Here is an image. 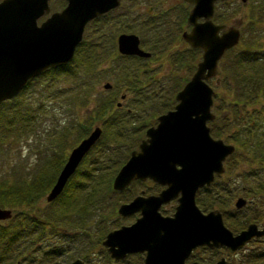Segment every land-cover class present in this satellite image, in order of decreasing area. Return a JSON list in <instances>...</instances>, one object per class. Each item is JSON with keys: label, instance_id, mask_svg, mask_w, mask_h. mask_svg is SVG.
Masks as SVG:
<instances>
[{"label": "rangeland", "instance_id": "374dc122", "mask_svg": "<svg viewBox=\"0 0 264 264\" xmlns=\"http://www.w3.org/2000/svg\"><path fill=\"white\" fill-rule=\"evenodd\" d=\"M217 4L215 3L216 7ZM64 5L65 0H50L48 14L50 11L60 10ZM248 6L249 0H225L218 7L221 15L219 18L212 17V20L214 23L238 28L240 43L247 25L244 16L249 13ZM189 7L181 0H120L116 8L85 25L82 39L76 46L71 61L64 65V70L54 74L53 83L43 78L45 88L43 86L34 91L21 89L15 95L18 100L7 99L8 102L0 105V181L17 184L34 176L47 179L52 176L54 179L60 168L55 159L58 161L62 154L66 156L70 152L72 141L77 136L88 134L93 126L101 128L102 134L98 144L90 147L89 150L93 152H88L86 163L93 159L99 161L101 158L102 163L98 165L100 168L94 171V175L103 178L92 202L86 203L84 210L78 213L76 207L83 203L78 194L83 190L75 189L78 181H82L77 178V173L74 172L68 180L75 198L68 202L69 207L65 210H62L63 201L67 202L65 194L59 193L56 200L47 202L45 195L51 184L42 187L43 194L35 203L36 207L30 211L24 208L31 215L42 218L40 221L43 224L37 222L38 231L30 236L31 239L25 231L19 230V219H13L18 216L15 211L10 213L13 215L11 220H1L0 264H69L75 259L80 260L81 264H142L143 253H130L116 260L118 262H106L108 253L100 241L109 230L127 225L138 216V212L120 216L115 209L120 203L130 200L139 189L147 194L146 180H134L121 191L109 189V186L120 164L144 138V131L156 124L158 115L172 109L175 93L186 83L200 60L201 51L191 48L180 36L182 31L189 29L186 23ZM48 14L40 17L38 22ZM121 33L137 35L139 47L150 55L125 57L119 54L116 50V37ZM260 41L264 45V38ZM225 52L217 62L216 75L207 80L214 91L212 101L220 102L221 107L225 104L226 88L222 82ZM216 77L219 80L217 83ZM79 80L84 87L80 96L83 99L88 96L90 102L77 109L79 122H75V110L72 112V108L67 105L62 107L60 101L65 98L54 94L60 89L66 90L73 85L72 82ZM106 82L111 84L109 88H103ZM69 92L67 90V94L63 95L68 96ZM107 99L111 100L109 110L101 112L95 108L91 113L86 111L88 105L95 107V104L106 103ZM63 109L65 112L62 113ZM211 111L216 113L213 108ZM213 118L207 120L206 125L210 136L216 139L220 138L218 132L222 122L218 116L216 120ZM113 151L120 159L117 165L113 158L106 157ZM234 155L237 157L227 156L223 161V171L214 176V181L209 186L199 188L195 194L197 207L202 212L219 210L223 224L233 233L244 229L248 224L258 225V221H251V217H261V213L259 215L254 212L251 202L247 206L235 208V196H232L225 203L230 194L221 190L219 183L229 178V186L232 187L236 182L240 186L244 180L231 176L232 173L240 175L239 171H244L241 166L247 171L251 168L249 160L244 156H239L237 151ZM80 162L77 166L81 169L79 171H85V167H82L85 160L83 164ZM89 168L91 167L88 166L87 169ZM258 180L255 177L252 180L249 178L252 183ZM84 182L87 183V180ZM156 188L153 193L159 191L161 186L156 184ZM101 195L105 196L103 200ZM260 202L258 199L254 203L260 205ZM14 203L16 205L18 202ZM175 204L176 201L171 199L160 206L159 212L171 215ZM0 207L9 209L8 204H1ZM262 218L264 219V210ZM258 245L260 241H249L236 251L225 247L194 248L185 263L212 264L223 256L226 264H247L249 249H255ZM85 251H88L87 260L81 257ZM254 264H261V260L256 259Z\"/></svg>", "mask_w": 264, "mask_h": 264}, {"label": "water", "instance_id": "95a60500", "mask_svg": "<svg viewBox=\"0 0 264 264\" xmlns=\"http://www.w3.org/2000/svg\"><path fill=\"white\" fill-rule=\"evenodd\" d=\"M50 0H0V102L15 96L32 78L44 70L64 66L73 57L90 20L116 8L120 0H65L58 11L49 12ZM190 5L186 15L188 30L181 39L201 51L200 60L175 93L172 109L156 117V124L144 131L136 149L119 166L111 188L121 191L134 180H150L161 186L154 194L134 195L120 203L116 212L138 216L127 225L109 230L101 241L110 258L122 259L130 253H143L142 264H186L198 246L241 249L251 238L264 234V227L248 224L231 232L222 221L221 212H202L195 194L207 187L223 171V161L234 146L212 138L207 120L211 112L213 90L207 80L217 72L223 53L234 47L240 37L238 28L214 23V5L225 0H181ZM245 2V0H241ZM48 14L43 20L38 19ZM134 33L116 37V49L123 55L148 57L138 45ZM108 82L103 88H109ZM101 129L96 126L67 154L54 183L45 195L48 202L62 190L83 156L96 142ZM176 201L171 215L159 212L161 205ZM245 204L241 196L233 205ZM10 209L0 207V221L10 217ZM69 264H81L75 259ZM136 264V263H132ZM212 264H226L220 256Z\"/></svg>", "mask_w": 264, "mask_h": 264}, {"label": "trees", "instance_id": "16d2710c", "mask_svg": "<svg viewBox=\"0 0 264 264\" xmlns=\"http://www.w3.org/2000/svg\"><path fill=\"white\" fill-rule=\"evenodd\" d=\"M217 3L218 6L216 7L215 5L214 7L213 18H215L216 16L217 18H219L221 12L220 10H218V7L222 6L225 1ZM248 7L249 13L244 16L247 25L245 29V34L243 31L241 42L232 47L231 49L227 50L224 54L226 55V60L223 66L222 82L224 84V88H226V90L224 91L226 106H224L225 104H223V106L221 107L220 102L212 101L211 108H213L216 112H213V114L215 115L213 120H216L218 116L219 120H221L222 122L220 127L218 126L220 128L218 136L225 142L231 143L234 146V150L228 156V158L234 156L237 157V155H234L235 151H237L238 155L244 156L247 160H249V164L251 165L250 170L247 171L244 166H241L244 171L242 172L240 170V175H236L233 173L231 175L241 177L240 180H244L242 181V185H237L238 182L235 181L236 183L234 185L236 186H229V184L231 183L229 178L219 183L221 190L230 194L228 196V199H226L225 203L229 202L232 196H235V198L238 196L243 197L245 199V206H247L251 202V205H254L252 206V208L255 209L254 212L258 213L259 215L261 213V217L259 219L251 217V221L256 220L259 223L258 225H260L264 221V219L262 218V212L264 210V45L260 41L264 38V0H249ZM123 56L131 57L129 55ZM64 68L65 66H57L44 70L41 75L30 79L25 84L22 90L26 89L34 91V89H41L43 86L45 88L46 86L43 84L42 79L46 78L49 83H53V78H55L54 74L57 72H61L62 70H64ZM218 81L219 80L216 77L215 83H217ZM72 83L73 85L68 86L66 90L60 89L54 95L63 96L62 98H65L61 99L60 105L62 107L63 105H67L68 107L70 106L72 108V112L73 110H75V122H79L76 111L78 108H80V106H86L90 102V99L88 96L84 99L81 98L80 95L84 87L83 83L80 80L79 82ZM67 90L68 92L70 91L68 93V96L63 95L67 94L65 93ZM220 99L222 102L224 101L222 98ZM9 100L16 101L18 99H16L15 96ZM5 102H8V100L2 101L0 105ZM114 105L116 106V103ZM94 106L95 107H91L88 105L89 108L86 111H88V113H91V111H94L95 108H98V110H101V112L109 110L111 106V100L107 99L106 103L101 102L99 105L95 104ZM61 112H65V109L61 110ZM86 135L77 136V138L72 141L71 145L74 146ZM98 139L93 145L96 146L98 144ZM72 146L70 148H72ZM112 149L114 150V148ZM90 150L88 152L92 153L93 151ZM88 152L80 162V164H83L85 160V163L82 166L85 167V171L84 169H82V171H79L81 170L80 167L79 169L77 167L74 171L75 173H77V178H79V180H82L81 182L78 181L75 186V189L83 190V192L78 194L79 198H81L82 200L80 202L83 203L78 204L79 207H76L77 213L82 212L84 210L86 203L92 202V197H94V195L98 191L97 186L99 185L101 179H103L102 177H95L94 175V171L100 168V166L98 165L102 163V159L99 158L101 161H98V159H93L86 163V157L89 154ZM110 154L106 157L113 158L112 160H114V163L116 162V165L119 164L120 159L118 158V154L115 151ZM66 156L62 154L59 156L58 161L55 159L60 168L65 162ZM228 158L226 161H228ZM87 165L91 168L87 169ZM60 168L58 169L57 167L58 171L60 170ZM74 172L72 174H74ZM50 177L51 179H47V177L43 178L41 176H34L27 181H19V183H17L18 185L15 184L16 182H11L8 184L5 180L0 181V205L8 204L11 214L12 211L18 213V216L13 217V219H19V224L17 226L21 227V229H19L20 231L26 232L29 239L32 238L30 237L31 235L35 234L38 231L36 229L38 226L37 222L41 224L43 223L40 221L42 220V218L40 219L36 216L31 215L30 212L25 211L24 208H28L30 211L36 207L35 203L43 194L42 187H45L48 184H51L50 186H52V184L54 183L56 176L54 179L52 176ZM252 177H255L256 179L259 178V180L255 183H252L253 181H249V178L252 180ZM69 178L65 182L60 192L65 194L67 200V202L63 201L62 210H65L67 207H69L70 200L75 198L72 188H69ZM84 180H87V183L84 182ZM79 183H81L82 185H80ZM145 183L146 191H148L147 194H152L154 191L157 190L156 184L147 180L145 181ZM110 188L111 185L109 186V189ZM141 191L144 193L143 189H139L138 193H140ZM101 197L103 200L105 196L101 195ZM258 199L261 201V206L259 204L254 203L255 200ZM53 200L56 199L54 198L50 201ZM14 202L18 203L15 205ZM12 216L13 215H10V217L6 220H9L10 218H12ZM29 225L31 226L28 228ZM200 248L206 249L209 247L199 246L195 249L198 250ZM256 248H262V244L258 245ZM103 252L105 255V251ZM258 256L259 254L255 256V258H257ZM81 257L82 259L87 260L88 251H85ZM255 260L256 259L251 261L252 264H254ZM106 262L118 261L109 258V256L107 255Z\"/></svg>", "mask_w": 264, "mask_h": 264}, {"label": "flooded vegetation", "instance_id": "af4514ba", "mask_svg": "<svg viewBox=\"0 0 264 264\" xmlns=\"http://www.w3.org/2000/svg\"><path fill=\"white\" fill-rule=\"evenodd\" d=\"M50 12H52V11H50ZM257 226L258 227H264V221L260 225H257ZM249 241H260V244H262V248H260V249H257V248H255V249H249V253L246 255V262H247V264H252L251 261L254 260V259L261 260V264H264V234L262 235V237H259V238H251ZM257 253L259 254V256L257 258H255V256L258 255ZM249 257H253L254 259L251 260V259H249Z\"/></svg>", "mask_w": 264, "mask_h": 264}]
</instances>
